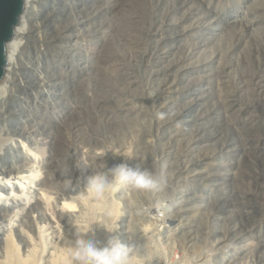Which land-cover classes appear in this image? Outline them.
Listing matches in <instances>:
<instances>
[{"label": "rangeland", "instance_id": "1", "mask_svg": "<svg viewBox=\"0 0 264 264\" xmlns=\"http://www.w3.org/2000/svg\"><path fill=\"white\" fill-rule=\"evenodd\" d=\"M41 9L29 15L31 45L20 54L21 78L29 82L33 96L41 85L46 91L60 81L62 91L53 96L45 92L43 101L37 99L47 104L49 109L44 110L29 103L23 87H16L21 99L12 97L13 101L3 103L0 127L9 133L8 121L15 117L16 126L30 118L45 127V132L33 133L37 135L31 146L44 161L37 166L42 182L48 174L53 180L45 185L56 193L63 182L71 181L72 191L80 195L81 182L93 170L105 171V166L121 162L139 163L136 157L145 147L144 140H150L145 150L153 159L152 169L166 175L175 198L174 211L182 217L181 225H174V237L180 235V240L167 241L171 234L160 228L169 224L172 205L158 212L151 207L156 198L151 194L123 187L115 191L128 201L125 206L117 198L121 203L118 214L128 213L126 224L135 229L147 222L154 229L138 241L150 264H168L174 256L178 259L169 264H186L188 260L178 257L186 255L179 245L185 240L187 246L196 245L201 239L190 237L207 232L212 241L204 243L202 254L198 253L201 264H219L232 247L241 246L247 249L244 254L248 250L251 254L239 264H264V0H44ZM41 43L45 56L36 51ZM84 65L94 68L84 72ZM223 68L230 79L221 91L227 98L225 107L217 106ZM171 82L175 90L165 99L162 90ZM73 104L79 109H73ZM229 104L233 107L230 114ZM151 106L164 126H157ZM185 111L188 119H198L203 126L199 133L178 117ZM211 113L212 122L205 116ZM228 114L229 123L244 134L246 156L224 149L238 150L241 144L219 119ZM213 122L220 127L212 126ZM22 141L29 145L26 139ZM99 151L103 152L100 156ZM193 156L198 160L197 178L187 183L177 176L183 161L188 164ZM234 160L240 163L235 165ZM56 163L63 167L60 174ZM226 168L237 174L235 180ZM24 214L29 215L28 207ZM115 216V221L120 220ZM23 221L29 224V219ZM120 227L117 223L118 233ZM242 227L252 231L250 236L239 233ZM223 229L228 250L218 256L212 250L222 233L219 239L215 235Z\"/></svg>", "mask_w": 264, "mask_h": 264}, {"label": "bare ground", "instance_id": "2", "mask_svg": "<svg viewBox=\"0 0 264 264\" xmlns=\"http://www.w3.org/2000/svg\"><path fill=\"white\" fill-rule=\"evenodd\" d=\"M42 3H44V0H24L25 9H24V13L20 18V24L15 29V34L13 39L7 45V66L5 70V75L3 77V81L0 82V106H1L0 108H2L3 103H5L6 100L8 101L12 100V97L21 99L20 98L21 94H16V90H14L16 89V87H23V91L25 92V95L26 93L29 94L26 95L27 96L26 98L30 100L29 103L33 102L35 104L34 106H36V109L40 105L39 107L44 110L49 109L47 104L43 105L37 103L36 102L37 99L40 98L43 101L44 97H46L45 92H48L53 96L54 93L58 91L59 92L62 91L59 90L63 84L62 81H60L59 83L50 86L46 91L44 89L45 86L41 85L39 89L37 88L38 90L36 91L38 95L33 96V93L30 92L31 85L29 84V82L21 78L22 64L20 63V54L25 47L31 45L30 39L32 37V33L30 31L28 23L29 20L32 21V17H29V15L34 16L35 13H39L42 10L41 9ZM34 27H37V25ZM37 28H39V26ZM75 40L78 41L76 38ZM228 47H230V44L226 48ZM44 49L45 48L43 44L42 45L38 44V46L36 47V51L42 53V55L45 56L46 52ZM220 52L223 51L220 50ZM227 52H229V49L227 50ZM224 58L225 57L223 56L220 57L221 60ZM84 66H83L84 72L85 70L91 71L94 68V67L91 68L90 65L89 66L84 65ZM226 76H225V69L223 68V71L219 75L221 82L218 85L219 97H218L217 106L225 107L227 105V98L221 94V91L227 87L229 83L228 80H230V79L227 80L228 76L227 77ZM173 83L174 82H171V84L164 87L163 90L161 89L162 95L165 97V99L169 98V95L168 96L166 95L167 93H171L172 91L175 90L176 85H174L175 83L174 84ZM32 86L34 87V85ZM36 87L37 86H35V88ZM8 93H12V95L7 96ZM52 96L49 97L51 100H52ZM144 101L145 99L142 100L143 103ZM230 104H229V112H228L229 114H230V110L233 108L231 107ZM73 105H74L72 107L73 109L75 110L79 109L78 105L75 104ZM20 109L23 108L20 106ZM151 109L157 116V126L158 127L164 126V122L159 119V114L157 113L156 107L153 106ZM187 114L189 113L186 111L180 112L178 114V117L180 119L185 120L188 123L187 125L192 128L191 129L192 131H195V133L196 132L199 133L202 130L203 126L202 125H201L202 127L200 126V122L198 121V119L195 120L192 118L188 119ZM229 114L227 116L223 115L219 117V119L225 126L230 128L233 135L239 141H241V144L239 143L240 146L238 150H235V148H233L232 146H228L224 149H228L231 154H240L241 156H246L243 147L244 134H242L237 127L229 123L228 121ZM12 115L14 117L13 113ZM39 115L40 117L44 116L41 115V113ZM211 115L212 113L209 115H205L207 121L209 120L210 122H212L210 118ZM15 118L9 119L8 121L7 130H9V133L4 132V129L0 127V161H3L2 164L0 163V264H67L65 244L68 239L73 238L74 222H78L81 225L87 227L88 224H92V222L95 221V223L91 227L92 232L90 233V236L100 242H104L110 235L106 231V228H115V232L113 234L119 236V238L125 242L127 241L129 236H133L137 241L143 239L144 235L149 236L148 234L150 230L153 228L150 227L151 225H149L147 222L140 223L139 227L133 229L131 227L132 225L129 226L128 224H126V215H128L126 210L123 212V214L122 213L118 214L121 203L118 202L117 198L122 200L125 206H128V201L126 200L125 197H119L115 192L106 194L108 198L105 202L101 204L87 203L81 198V195H76L74 191H72L73 190L72 182L69 187H66L67 182H63V186L60 187L58 192L53 193L52 189L45 185V183H49V179L50 180L53 179H51L47 174L44 176V182H42L43 179L41 177L42 174L37 169V166L43 164L44 161L41 160V157L39 158V156L36 153H33L31 151L32 143L34 144V140L37 135L35 134L33 137V133L39 130H43L45 132L44 129L45 127L42 128L38 126L39 125L38 122L34 124L33 119L31 120L30 118H28L25 123L17 122L16 123L17 126H16L13 125L12 122ZM16 121L18 120H15V122ZM212 126L218 127L219 123L213 122ZM22 139H26L29 142V145L25 144L22 141ZM219 139H217V141ZM133 141L137 143L135 138H133ZM196 141L200 142V139ZM220 141L223 142L222 140ZM148 142H150V140L149 141L146 139L144 140L145 147L148 146ZM51 144L52 143H49V145ZM145 147L144 149L141 148L142 150H140L141 152L136 158H138V162L142 164V167L152 169L153 159H151L152 158L151 155H148V153L145 150L146 149ZM234 150L237 151V153H235ZM100 153L101 151H99L97 154H99L100 156L103 152L101 154ZM123 153L127 154L128 150L123 151ZM81 154L84 155V152H81ZM197 162L198 160L194 156L191 157V160L189 161L188 164H186L185 161H183V166L179 171V174L181 175L177 176V178L186 180L187 183L188 181H191V179L197 178L196 177L197 172L195 171L196 170L195 165L197 164ZM82 163L83 162H81V164ZM239 163H236V161L234 162L235 165ZM55 165L56 167L59 166L58 171H56V173L60 174L62 172L63 167L59 163H56ZM225 172H227L230 178H233V180L237 178V174L231 173L230 169L227 170L226 168ZM170 178L171 176L169 177V179ZM218 190L221 193H223L222 190L220 189ZM224 193L226 194L225 190ZM229 193H231L232 195L234 194L233 191H230ZM174 202L171 204L173 207V215L169 217L170 219L169 224L164 223L165 225L160 227L161 229L163 228L162 231L166 229L168 230V233L171 234L170 235L171 237L168 236L167 241L170 240L173 242V244L176 243L177 240H180L179 234H178L179 236L174 237L175 235L174 232L176 228V226L174 227V225L177 224V226H180L182 222V217L180 216L181 214L179 215L177 212L174 211V206H175ZM27 207H28L29 215L28 214L22 215L23 211ZM98 211H100V214L98 213ZM91 213L93 215H91ZM115 215H117L118 219L120 220L115 221L116 220L114 219L116 217ZM261 215L263 216V212ZM24 218L29 219L28 221L29 224H26V222L23 221ZM138 218H140V216ZM215 218H213V220H217ZM100 219L102 221H100ZM117 223L120 224L121 226L119 229L120 231L119 233L116 230ZM182 228H184L183 225L181 226V229ZM221 231L217 235H215V237L219 239V235L222 233L218 246L216 247L215 240L214 243L212 242L214 244L213 247H216L212 250V252H215V254H217L218 256H220V254H223L228 250L227 249L228 243L226 241V239L228 238L227 233L224 232V229L222 232ZM239 231H240L239 233L242 232L243 234L249 236L250 233H252L251 230L243 229V227L240 228ZM190 238L201 239L202 242L197 243L196 245L190 247L187 246L188 242L185 240L179 246L181 252L182 253L186 252V255H179L178 257H181L183 260L184 259L188 260V262H191L192 264H201L203 261L200 258V255L202 254L201 251H203L201 248H203L202 246L204 243L208 244L210 241H212L210 238V233L207 232L206 235L202 237H199L198 235L195 236L192 235ZM225 241L227 244L225 243ZM146 242H152V241L146 240ZM188 247L193 248V250L195 249L194 253L196 254L201 253V254H198V257L196 258L193 251L190 252L189 251L190 248L188 249ZM246 250L247 249L244 248L243 246H241L240 249H236V250H234V247H232L230 252H226L225 257L221 258L219 264L220 263L239 264V261H242L243 258H246L247 260L248 255L251 254V251L248 250V254H244ZM176 258L177 256H174L172 262H170V260L168 259L167 260L168 264L169 262L173 263L174 260L178 259ZM159 260L160 259H158V261ZM164 262H166V260Z\"/></svg>", "mask_w": 264, "mask_h": 264}, {"label": "clouds", "instance_id": "3", "mask_svg": "<svg viewBox=\"0 0 264 264\" xmlns=\"http://www.w3.org/2000/svg\"><path fill=\"white\" fill-rule=\"evenodd\" d=\"M132 158L135 157H128ZM81 183L83 191L80 195L87 203L101 204L107 200L106 194L121 187L155 196L151 207L158 212L168 208L175 199L167 187L166 175L144 168L141 163L121 162L113 167L105 166V171L93 170V174L85 177ZM70 184L71 181H68L66 187ZM92 225L85 227L78 222L73 223V238L65 244L67 264H150L149 257L133 236H129L125 242L113 234L115 228H106L110 235L104 242H100L90 236Z\"/></svg>", "mask_w": 264, "mask_h": 264}, {"label": "water", "instance_id": "4", "mask_svg": "<svg viewBox=\"0 0 264 264\" xmlns=\"http://www.w3.org/2000/svg\"><path fill=\"white\" fill-rule=\"evenodd\" d=\"M24 9V0H0V82L7 66V45L14 37Z\"/></svg>", "mask_w": 264, "mask_h": 264}]
</instances>
